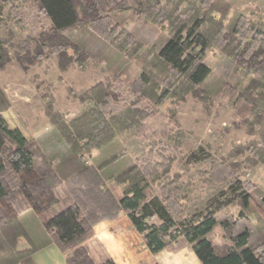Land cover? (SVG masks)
<instances>
[{
	"label": "trees",
	"instance_id": "16d2710c",
	"mask_svg": "<svg viewBox=\"0 0 264 264\" xmlns=\"http://www.w3.org/2000/svg\"><path fill=\"white\" fill-rule=\"evenodd\" d=\"M39 6L50 20V32L40 36L33 51L28 48L24 55L17 56L25 70L42 61L50 50L57 54L60 70H67L72 63L84 67L90 57L85 46L63 35L80 28L110 41L120 52L138 57L143 46L128 30L123 32L124 40L119 37L114 40L117 27H121L114 19L126 9L166 29L163 42L151 57L155 73H143L132 84L133 95L141 94L149 100L156 97L158 102L174 101L196 93L213 75L205 62L206 52L217 49L240 79L235 84L216 80L213 92L225 95L233 107L249 113L245 123L250 124L252 132L255 126L261 129L260 140L249 142L245 151L250 152L248 161L264 164L262 24L249 21L239 11L232 10L226 0H39ZM214 13L220 18L214 19ZM68 49H73L75 55H69ZM9 62L8 43L0 35V71H4ZM156 73L164 75L161 80L167 85L160 94L157 93L159 86L152 80ZM147 87L154 92L146 93ZM69 92L81 103L95 99L112 128L119 132L124 128L144 130V121L152 117L140 109V102L120 112L109 111L107 106L114 93L102 82L88 89H69ZM2 112L0 110V264H19L51 242L62 253L69 254L67 264H97L86 242L94 236L98 223L114 220L121 212L127 214L153 253L167 247L188 246L202 264H264V228L257 230L247 225L230 237V245L224 250L211 238L220 223L221 211L232 204L239 205L241 220L250 222L255 214L264 219V193L256 198L255 188L235 176L237 164L223 162L219 169L214 166L211 171L213 178L230 189L232 197L212 204L188 223H178L175 216L185 214L193 182L173 181L165 177L168 170L159 176L150 167L136 162L112 170L118 157L114 152L107 153L111 134L105 132L92 140L84 138L82 142L66 117L54 110L52 102L45 107L51 128L38 143L28 140L20 129L9 127ZM86 154L95 162H101L87 164ZM201 160L206 163L213 158L207 154ZM155 180H160L161 195L149 198L147 190L153 187ZM63 184H68L70 196L67 203L59 207L57 191ZM119 188L121 196L116 193ZM177 193L182 194V198H177ZM155 218L160 224L151 222ZM222 224L223 228L229 227L225 221ZM101 264L115 263L106 259Z\"/></svg>",
	"mask_w": 264,
	"mask_h": 264
},
{
	"label": "rangeland",
	"instance_id": "374dc122",
	"mask_svg": "<svg viewBox=\"0 0 264 264\" xmlns=\"http://www.w3.org/2000/svg\"><path fill=\"white\" fill-rule=\"evenodd\" d=\"M226 1L232 10L239 11L249 21L260 23L264 28V0ZM213 18L219 19L220 15L214 13ZM115 22L121 27H117L114 40L118 37L124 40L123 32L128 30L143 46L138 57L126 55L109 40L107 42L103 37L80 28L64 32L63 35L85 46L90 57L84 67L72 63L62 71L58 66L57 54L50 50L45 53L48 57H42V61L25 70L17 56L24 55L28 48L31 51L35 49L40 36L50 32V20L40 10L39 0H0V35L8 43L10 58L4 71L0 72V110H3L2 115L9 127V122L19 125L33 139L35 133L30 129L32 121L37 120L39 125L43 121L44 126L51 128L50 123H45V119H48L45 107L52 102L54 110L66 117L79 138L92 140L105 132L111 134L107 153L114 152V156L118 157V161L111 166L112 170L117 171L136 162L139 166L150 167L159 176L168 170L169 177L164 173L165 177L173 181L193 182L185 214L175 216L178 223H188L194 215L207 211L212 204L232 197L230 189L211 176V171L216 167L219 169L223 162L238 165L239 168H234L235 176L255 188L253 192L256 198L264 193V164L248 161L250 152L245 151L249 142L260 140L261 129L255 126V132H252L250 124L245 123L250 117L249 113L233 107L225 95L213 92L216 80L223 79L235 84L240 79L238 74H233V67L226 63L222 54L215 48L206 52L205 62L213 75L196 93H189L174 101L165 99L158 102L156 97L149 100L140 93L133 95L132 84L143 73H155L151 57L163 42L166 29L138 17L131 9L119 13ZM68 53L75 55L73 49H68ZM162 76L156 73L152 79L159 86L158 94L167 86L162 83ZM99 82L109 86L114 93L107 106L111 112H120L132 103L140 102V109L152 116L144 121V130L124 128L116 131L95 99L81 103L69 92V89H88ZM153 92L154 89L147 87L146 93ZM44 135L35 137L41 140ZM207 154L213 160L202 162L201 159ZM84 160L87 164L95 162L89 154L85 155ZM159 182L155 180L153 187L147 190L149 198L161 195ZM70 185L74 186V183L70 182ZM177 196L182 198L180 193ZM239 213V205L233 204L221 211L220 223L211 235L218 248L224 250L230 245V237L247 225L257 230L264 228L262 216L255 214L248 222L241 220ZM223 221L228 223V228H223ZM151 222L160 224L158 218Z\"/></svg>",
	"mask_w": 264,
	"mask_h": 264
},
{
	"label": "crops",
	"instance_id": "0c3cea01",
	"mask_svg": "<svg viewBox=\"0 0 264 264\" xmlns=\"http://www.w3.org/2000/svg\"><path fill=\"white\" fill-rule=\"evenodd\" d=\"M45 121L49 124V119H45ZM9 124L13 129H20L28 140L37 143L40 140L36 137L49 130V127L44 126L43 121L41 125L37 120L32 121L30 129L35 133L33 137L35 140H33L24 133L19 125L15 126L11 122ZM70 127L74 131L71 125ZM75 135L77 136L76 133ZM77 138L81 139L78 136ZM81 140L84 142L85 139ZM116 193L119 196L122 195L120 188ZM57 196L60 201L59 207H63L70 196L68 184L59 187ZM32 217L31 215V219ZM86 246L90 256L97 264L103 263L106 259L112 260L115 264H202L188 246L167 247L158 253L151 252L144 241V236L136 230L124 212H121L114 220H104L98 223L94 227V236L86 242ZM68 256L69 254L62 253L57 245L51 242L23 259L19 264H67Z\"/></svg>",
	"mask_w": 264,
	"mask_h": 264
}]
</instances>
